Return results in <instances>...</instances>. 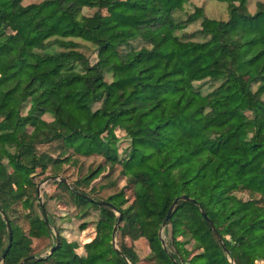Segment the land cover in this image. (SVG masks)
Instances as JSON below:
<instances>
[{"label": "trees", "instance_id": "16d2710c", "mask_svg": "<svg viewBox=\"0 0 264 264\" xmlns=\"http://www.w3.org/2000/svg\"><path fill=\"white\" fill-rule=\"evenodd\" d=\"M24 1L0 0V264H252L264 249V1L211 0L224 19L196 3L186 13L192 0ZM37 176L66 180L51 182L78 211L81 245L58 233L50 255L34 251L56 241Z\"/></svg>", "mask_w": 264, "mask_h": 264}, {"label": "rangeland", "instance_id": "374dc122", "mask_svg": "<svg viewBox=\"0 0 264 264\" xmlns=\"http://www.w3.org/2000/svg\"><path fill=\"white\" fill-rule=\"evenodd\" d=\"M31 1H40V0H25V3L31 2ZM193 2L188 3L185 6V12L189 13L192 12L196 4H199L203 7L204 13H206L210 17H216L224 19L226 18V12H225V6L222 3L211 1V0H192ZM250 3H255L258 0H249ZM264 1V0H262ZM84 12H91V10L84 9ZM180 17L183 19L186 18V14L182 13L180 14ZM199 28V21L193 22L186 26L185 32L191 33L196 31ZM84 45V42H81ZM164 50V47L162 48ZM170 48H167L169 50ZM83 50L88 54V50L86 47H83ZM165 65V62H162L161 66L163 67ZM206 88V87H205ZM47 146L43 145L40 146L41 149L46 148ZM101 160L100 157H90V158H80L78 161L79 165L82 166L80 169H77V166H73L68 171V176L70 178V181H74L77 179V177L80 174H84L89 169L88 166L95 167L97 163H99ZM117 175V170L115 171V174ZM36 182L39 185V203H45V207L47 209L48 215L55 221L56 227L59 228V230L56 229L55 226H51L53 234H61L63 237H65L68 241H73L76 245H81L85 239V233L86 231L82 232L81 234L78 232V224L81 221V218L77 214V210L73 208L71 205V202L69 201V196L67 193L59 188L56 183H52L51 181L54 179H43L42 176H37L35 178ZM56 180H59L56 178ZM60 181V180H59ZM107 180H105V183ZM113 190H103L99 191V196H106ZM69 212L67 215L66 213ZM36 213L40 215V211L36 208ZM97 212L91 210L90 216L88 217L89 220L96 219L97 218ZM162 234V232H161ZM163 237V234H162ZM117 239L115 238V242ZM48 239L46 240H34V251H37L40 253V256H46L48 254L51 247L47 248L45 245L47 244ZM56 242V241H55ZM127 243L130 244L131 242L127 240ZM134 248L137 251L141 257H144L145 254L148 253L146 241L144 239H140L138 241L134 242ZM264 249H259L255 252V254L252 257L251 263L252 264H261L264 260ZM203 261H199L197 264H202Z\"/></svg>", "mask_w": 264, "mask_h": 264}, {"label": "water", "instance_id": "95a60500", "mask_svg": "<svg viewBox=\"0 0 264 264\" xmlns=\"http://www.w3.org/2000/svg\"><path fill=\"white\" fill-rule=\"evenodd\" d=\"M53 178H57V179H59L60 181L66 182V180H65L63 177H50L49 179H53ZM36 188H37V193H39V185H38V184H37ZM89 200H90V198H89ZM179 200H189V197L186 196V195H180V196L176 197V198L172 201V203H171V205H170V207H169V209H168V211H167V214H166V216H165V218H164V220H163V222H162V225H161V228H160V234H161V232L163 231V229L166 227V225H167V221H168V218H169V216H170V214H171V211H172V209L174 208V206L178 203ZM101 203H104V202H101ZM1 214L3 215V213H1ZM201 214H202V216H203L205 219L209 220V219H208V216H207V214L205 213L204 210H201ZM120 217H121V216L118 214V221H117L116 225L114 226L113 234H115V232H116L117 225L119 224V221H120ZM4 219H5V222H6V225H7L8 231H9V239H11V230H10L9 222H8V220H7L6 217H4ZM44 219H45V222L47 223V225H49L45 214H44ZM209 222H210V221H209ZM210 224H211V228H212L213 232L215 233L216 237H217L218 239H220V236H219L217 230L215 229V227L213 226V224H212L211 222H210ZM55 236H56V242H55V244L50 248V250H49V252H48L47 255H50V254L53 252V250H54V249L57 247V245H58L59 240H58L57 234H55ZM114 241H115V240H114ZM162 243L164 244V239H163V237H162ZM115 247H116V245H115ZM6 251H7V249H5V251L3 252V254H2L0 260L5 256Z\"/></svg>", "mask_w": 264, "mask_h": 264}]
</instances>
